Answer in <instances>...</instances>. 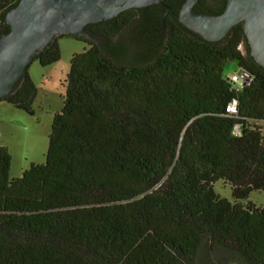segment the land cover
Returning a JSON list of instances; mask_svg holds the SVG:
<instances>
[{
  "label": "trees",
  "instance_id": "1",
  "mask_svg": "<svg viewBox=\"0 0 264 264\" xmlns=\"http://www.w3.org/2000/svg\"><path fill=\"white\" fill-rule=\"evenodd\" d=\"M183 1L87 26L108 45L76 39L88 48L70 60L44 164L9 180L0 146V264H196L204 248L212 264H264V206L249 201L264 193V68L242 24L214 43L183 27ZM18 2L0 0V24ZM59 59L55 40L33 61ZM227 62L252 78L237 94ZM35 96L26 74L2 101L33 115ZM233 99L237 115L226 112ZM218 181L231 200L215 193Z\"/></svg>",
  "mask_w": 264,
  "mask_h": 264
},
{
  "label": "water",
  "instance_id": "2",
  "mask_svg": "<svg viewBox=\"0 0 264 264\" xmlns=\"http://www.w3.org/2000/svg\"><path fill=\"white\" fill-rule=\"evenodd\" d=\"M165 0H19L1 22L0 101L17 90L34 57L60 36L86 39L106 46L107 39L88 25L115 19L131 9L164 5ZM199 0H184L177 14L179 23L207 42L223 40L242 24L249 54L264 68V0H225L219 14H200ZM168 8L162 18L164 20Z\"/></svg>",
  "mask_w": 264,
  "mask_h": 264
},
{
  "label": "rangeland",
  "instance_id": "3",
  "mask_svg": "<svg viewBox=\"0 0 264 264\" xmlns=\"http://www.w3.org/2000/svg\"><path fill=\"white\" fill-rule=\"evenodd\" d=\"M56 42L60 51V59L57 62L41 67L35 60L27 69V75L36 88L32 104L34 114L29 115L5 101H0V146L5 147L11 156L9 180L20 178L32 164H44L52 119L55 114L60 113L63 106L70 60L74 54L88 48L84 42L70 36L59 37ZM240 50L245 54L243 45L240 46ZM238 70L235 62H227L223 69V77L228 78L238 73ZM256 125L264 132V122ZM214 191L220 197L231 200V189L228 184L218 181L214 184ZM249 201L256 206H264V193L252 192ZM211 253L204 248L196 264H212L214 254ZM234 261L228 259L226 264H236Z\"/></svg>",
  "mask_w": 264,
  "mask_h": 264
},
{
  "label": "built area",
  "instance_id": "4",
  "mask_svg": "<svg viewBox=\"0 0 264 264\" xmlns=\"http://www.w3.org/2000/svg\"><path fill=\"white\" fill-rule=\"evenodd\" d=\"M251 76L243 69H239L238 73H235L227 78V81L231 85L234 93L241 92L246 86L251 83ZM226 112L229 115H237L238 113V101L233 99L226 107ZM234 136H240V127H234Z\"/></svg>",
  "mask_w": 264,
  "mask_h": 264
},
{
  "label": "flooded vegetation",
  "instance_id": "5",
  "mask_svg": "<svg viewBox=\"0 0 264 264\" xmlns=\"http://www.w3.org/2000/svg\"><path fill=\"white\" fill-rule=\"evenodd\" d=\"M243 47H244V49H245V53H246V51H247L246 44H243Z\"/></svg>",
  "mask_w": 264,
  "mask_h": 264
}]
</instances>
